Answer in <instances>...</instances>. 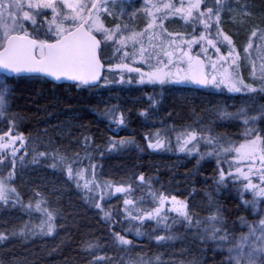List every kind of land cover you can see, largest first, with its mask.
I'll return each mask as SVG.
<instances>
[{
    "label": "trees",
    "instance_id": "obj_1",
    "mask_svg": "<svg viewBox=\"0 0 264 264\" xmlns=\"http://www.w3.org/2000/svg\"><path fill=\"white\" fill-rule=\"evenodd\" d=\"M12 79L7 118H1L0 134L12 127L10 120H14L13 134L22 133L24 143L15 144L17 149L20 148L14 166L11 151L0 150V177L7 178L12 173L11 179L7 180L8 186L14 187L19 195L18 201L12 194L7 203L0 202V236L4 237L0 239L3 242L0 244L2 264H130L133 255L139 251L143 252V260L147 262L168 251L175 253L181 249L186 250L184 255L169 263L191 264L196 260L198 264H226L229 245L221 246L218 240L208 238L204 229L213 223L208 217L217 214L216 209L219 208L223 224L217 221L216 226L225 230L234 243L241 234H247L249 225L256 224L263 216L261 205L252 209L249 203H245V197L242 202L232 184L226 181L217 185L218 169L213 160L198 163L192 159L169 170L163 166L161 170L153 168L156 167L154 162L164 159L163 154L146 148L134 121H142L140 113L151 110L138 99L142 100L143 95L157 96L158 99L157 90L112 88L99 93L95 88L55 85L38 77ZM163 94L158 107L163 104L166 110L179 115L183 122L192 121L196 114L201 115L205 107L221 105L231 114L245 108L239 96L189 88L163 89ZM230 98L233 99L232 104ZM108 100L114 103L118 100L125 106L123 112H128L125 118L130 122L127 132L115 135L109 130L112 125L101 118L103 102ZM260 103L258 126L264 122L263 98ZM242 118L243 114L230 116L227 119L229 125L218 126V129L233 138L236 133L233 135L232 132L238 129ZM127 139L139 149L117 152V148L112 147V144ZM59 156L64 157V163L60 162ZM69 164L74 171H91L101 186L132 184V198L137 197L142 188L137 179L139 175L145 176V183L152 184L153 191L162 193L166 192V179L169 177L171 181L179 182L183 190L181 199H185V193L191 195L188 210L190 215L194 214L192 225L188 226L175 212H166L170 235L167 234L169 228L164 229L163 225H155L154 222L135 226L136 222H129L123 213L122 194L112 195V202L101 200L95 194L91 196L93 199L86 200L84 196H88V191L80 190L64 177ZM93 165L94 168L91 167ZM55 182L59 186H55ZM212 198L218 206L213 204L210 208ZM37 201H41V208L53 213L51 223L54 227L50 234L47 224L41 231V224L47 217L36 210ZM94 202H99L104 211L110 213L109 220L103 218ZM241 217L245 223H241ZM197 221H200L198 226ZM130 225L134 230L140 228L143 233L139 235L141 240L127 232ZM154 225L155 231L152 232ZM114 232L124 235L132 244L119 245L112 235ZM156 236H164L165 239L157 241ZM194 253L198 256H193Z\"/></svg>",
    "mask_w": 264,
    "mask_h": 264
},
{
    "label": "snow or ice",
    "instance_id": "obj_2",
    "mask_svg": "<svg viewBox=\"0 0 264 264\" xmlns=\"http://www.w3.org/2000/svg\"><path fill=\"white\" fill-rule=\"evenodd\" d=\"M129 0H0V118H7L8 101L12 92L10 84L14 76L23 73L40 74L54 80L66 79L75 82L80 87L95 88L110 83L109 76L119 74L120 83H133L136 74L139 84L159 85H193L199 88L227 90L229 93L257 92L252 84L245 83L239 69L241 53L238 51L233 36L227 34L222 24V13L232 12L234 9L226 0H143V14L146 18L142 30H134L127 23H115L108 27L104 23L105 17L120 19L124 15V5ZM117 4L119 12H115ZM242 15H250L247 5L240 7ZM39 18V19H38ZM178 18L187 26L191 23V34L170 32L165 27V21ZM131 19V18H130ZM254 40H259L257 51L264 53V28L259 26L252 29L246 45L243 47L245 57L251 60L250 50L254 47ZM111 48L113 55L120 54L119 63L105 62L108 55L105 49ZM223 49V51H222ZM128 61H131L129 63ZM142 65L146 66H134ZM259 79L262 84L259 91H264V62L259 66ZM105 71L108 75H105ZM125 73L128 74L126 79ZM253 79L256 78V65L253 62ZM117 125L125 123L123 115L116 117L114 110H110ZM244 110L236 114L221 112L223 117L240 116ZM261 117L243 115L242 140L237 142L221 139L216 136H200L196 129L185 128L176 134V141L181 151L197 152L199 140L203 139L210 146L211 151L199 153L200 159L205 156H215L218 165L217 185H223L228 179L233 183L239 181L244 191L253 194L251 203L255 209L264 201V129L256 127V121ZM12 127L0 134V150H10L15 165L18 149L15 143H24L23 134H13L14 120H10ZM171 131H175L172 129ZM201 131H205L202 129ZM210 131V130H207ZM167 133H165V136ZM199 137V138H198ZM148 147L160 149L165 146V139L161 133H155L153 141L151 134L146 137ZM130 141H120L123 145ZM117 147V144H112ZM43 156L44 153H39ZM64 163V157H58ZM228 163V170L222 166ZM199 163V161H198ZM91 167H95L94 165ZM234 169V171H233ZM69 178L83 179V171L76 172L73 177L71 165L67 168ZM12 173L7 178L0 177V202L7 203L10 195H19L14 187H9ZM137 179L143 184L146 178L143 174ZM95 181H85L83 187L92 192L89 185ZM99 188V184H95ZM110 191L108 195H123V213L129 222L138 221L141 225L148 221H155L157 225L167 223V211L175 212L179 217L192 225V215L188 205L177 200L176 196H168L162 192L152 191L151 207H143L132 196V184H119L114 187L106 184ZM103 200L104 196L101 195ZM41 201L36 202V210L47 217L42 222L47 224V232L53 231V213L41 208ZM31 206V205H29ZM94 206L103 213V218L109 220L110 213L104 211L99 202ZM216 213L208 217L210 228H205L208 238L218 240L221 246L227 243L228 256L226 264H264V218L257 224L249 225L247 234H241L233 243L229 234L216 222L223 224L219 208ZM197 226L200 221H197ZM241 223H245L241 217ZM132 231V229H129ZM23 234V233H21ZM137 236L143 235L140 228L135 229ZM119 245H131L132 241L118 232L112 233ZM0 236V239H3ZM172 239L173 237H168ZM157 241H163L164 236H156ZM95 247V245H89ZM191 264H198L193 260Z\"/></svg>",
    "mask_w": 264,
    "mask_h": 264
},
{
    "label": "rangeland",
    "instance_id": "obj_3",
    "mask_svg": "<svg viewBox=\"0 0 264 264\" xmlns=\"http://www.w3.org/2000/svg\"><path fill=\"white\" fill-rule=\"evenodd\" d=\"M156 2H161V0H156ZM226 2L234 9V11L232 12H228L225 11L224 13H222V24L221 27L223 28V30L229 34L233 36L234 42L236 43L237 49L238 51H240L241 53V65H240V73L242 75V77L245 80V83L248 84H252L254 87H256L258 90L257 92H241V93H229L227 92V90H217V89H212V88H206L205 90H203L204 92L207 93H212V94H225L228 96H239L240 97V101L242 102V104H244V114H246L248 117H260V115H258L259 111H257L260 108V105H262L261 103L259 104V101L263 98L264 99V91H259L260 87H261V80L259 79V72H260V64L262 62H264V53H260L257 51V46L260 44L259 40H254V47L252 50H250V55H251V60L247 59L245 57V54L243 53V47L246 45L248 38L251 34V31L253 28L259 26L260 28H264V0H226ZM247 5V11L250 13V15H242L241 12L239 11L240 7H242L243 5ZM120 10V5L117 4L116 8L114 9L115 12H119ZM131 18V19H130ZM39 19V18H38ZM104 23L106 26L108 27H113L115 23H127L130 25L131 28H133L134 30H142L145 27L146 24V18L143 14V0H129L128 3H126L124 5V15L122 18L120 19H114L112 17H105L104 18ZM165 27L167 28L168 31L170 32H180V33H184V34H191L192 32V26L191 23H189L187 26L184 24L183 21L179 20L178 18H170L169 20L165 21ZM112 51L111 48L105 49V52L108 53L107 56H105L104 60L105 62L109 61V56H110V52ZM223 51V49H222ZM119 56V54H118ZM111 62L114 63V58H110ZM253 62L256 65V73L257 76L255 79H253L251 73H252V65ZM134 66H141V67H145L146 66H142V65H134ZM106 75H108V73L106 72ZM133 77H135V79H138V76L136 74H131ZM125 77L127 79L128 74L125 73ZM135 79L133 81V83H120L119 82V74L113 73L112 75L109 76V80L111 81L110 83L104 85H102V90L104 89H116V88H120V89H124V90H130V89H134V90H146L147 88L152 89V90H157V94H158V99L157 96L156 97H152V96H145L143 95L144 98H142L141 103L143 105H148L149 108H151V110H143L140 114H141V118L142 121H144L145 123H147L148 117L151 114H154V110H156L155 108L158 106L159 101L162 99V96L159 95V92L162 93L163 89L168 90V88L170 87H175L176 88H192V85H167L164 87H161L159 85H149V84H139L137 82H135ZM153 94L156 93V91L152 92ZM132 100V99H131ZM127 102V101H126ZM229 102L232 104L233 99L230 98ZM104 106H103V113H102V117L108 121V123H110L111 125H117L114 120H113V116L110 113V110H114V114L116 117H119L121 115H123L124 121H125V117L123 114V109H125V106H123L121 103H118V100H116V102H110V100H108V102L104 101L103 102ZM232 106V105H231ZM262 108L264 106H261ZM150 111H152V113H150ZM226 111L228 113L227 110H225L223 107L217 106V107H208V108H204L202 109V114L201 115H195V118L192 121H187V122H181L178 123L177 125L175 124H169V123H165L162 122L158 123L156 121L153 122H149V128L148 131H146L144 134H142V138H143V143L146 146V148H148L150 150V152H155V153H159V154H163V155H168L171 157V163H169L168 165H163V168L168 169L171 167H175L187 162H190L192 159H194L196 162L199 161V163H204L205 161L208 160H213L217 166L218 169V165H217V161H216V157L215 156H205L203 159H200V155L199 153H206L208 151H211L210 146H208L207 144H205V142L203 141V139L199 140V144L197 145L198 149H199V153L197 152H192L191 154L188 153L187 151H181L180 150V145L177 143L176 141V134L177 132L185 129V128H191V129H196L198 131V133L200 134V136H218L221 139H229V140H233V141H241L242 140V136L241 133L243 131V118L240 120V125L238 127V129H234L235 131L232 132L233 135L236 133V136H234L233 138H229L228 134L224 131H220L218 128V126H226L229 125V122H227L228 117H223L220 115L221 112ZM257 111V112H256ZM230 113V111H229ZM231 114V113H230ZM243 114V115H244ZM2 121L0 118V129H1V125ZM259 119L256 121V127L260 128V129H264V122L259 125ZM172 129H175V131H171ZM202 129H204L205 131H201ZM210 130V131H207ZM159 131L161 133V138L165 139V146L163 148L160 149H152L148 147V140L146 139L147 136H149L151 134V137L153 139V141L155 140V133ZM115 132H117L115 130ZM127 132V131H126ZM165 133H167V135L165 136ZM199 138V137H198ZM122 141V140H121ZM123 141H130L129 143H125L123 145H120L118 141L117 143V152H125V151H129L131 149L133 150H138L139 148H137V145L135 143H133L131 140L127 139V140H123ZM20 145L21 142L17 141L15 144ZM16 145V147L18 146ZM20 147H18L19 149ZM223 168L225 170H228V163L227 162H223L222 164ZM65 170V178L67 179V181H69L71 184H74V186H76L77 188H79L82 191H87L84 187L83 184L84 182L87 181H95V184H99V181L97 180V178L95 177V175L91 172V171H84L83 170V179L79 180V184L80 186H77V179L76 178H69L68 176V171ZM73 170V177H75L76 172ZM81 171V170H80ZM234 171V169H233ZM219 179V176L217 174V181ZM227 182H229L230 184H232L235 188V191L238 193V195L241 196L242 198V202H244V197L246 199V201L250 202L253 200V194L251 192H247L244 191L242 184L239 181H236L235 183H233V181L231 179H228ZM8 185H9V181H7ZM95 184H90L89 186L91 188H93L92 192H86L88 196H84L86 197V200H91V198L93 199L94 197L93 194L95 195H103L104 199H108L112 202V198L114 199V197H112V195H108V192L110 191L108 188L105 187V185L103 184L102 186L100 185L99 188L95 187ZM116 185H119L118 183H115ZM55 186H59V184L57 182H55L54 184ZM114 185L112 190H114V187L116 186ZM152 184L150 183H143L142 184V188L140 189V194H136L137 197H133V199L137 198L136 200L139 201L141 203V206L143 207H151L152 206V202H151V196L149 195L150 192H152ZM165 195L168 196H176L177 200L179 201H183L184 203H186L188 205V199L191 196H188L187 193H185V199H181L180 197V193H182V189L180 188L179 182H174L171 181L168 183L166 189H165ZM51 194H54V192L52 191ZM118 194H115L113 196H116ZM132 198V197H130ZM213 198L209 201V206L210 208L213 207V204L215 206H218L217 201H215V203H213ZM261 205V207L264 209V201H262L261 203H259L257 205V207ZM124 206V205H123ZM189 206V205H188ZM203 206V205H202ZM252 207L251 203H249V207ZM167 207H169L168 209H170V204L167 205ZM189 209V207H188ZM214 209V208H213ZM252 209H254L252 207ZM166 212H171V211H167ZM257 217V216H256ZM264 218V214L263 216H260L259 219L257 220L256 224L259 222L260 219ZM47 221V219H46ZM134 222H136L135 226H142L140 224V222L138 221H132V224H134ZM149 222H154V224L156 225L155 221H148L145 222L143 225L148 224ZM46 224V223H45ZM44 224V225H45ZM155 225L153 227H151V230H153L152 232L155 231ZM163 225V224H161ZM129 229H132V231H127L129 233H132L134 236H136V238L138 240H141V236H137L135 234V230L133 228V226L130 225ZM166 229V228H164ZM171 228L169 227L167 234L170 235ZM3 243L0 240V244ZM198 252L200 251V249H197ZM184 251L186 250H179L178 252H173V251H168L165 253V255L163 256H159L158 258H154L151 260H148L147 262L143 260V252H138V254H134L133 258L130 260V264H171V262L169 263V261L175 260V259H179L184 255ZM196 251V250H195ZM193 256H198V254L194 253ZM189 258V257H187ZM0 264H2L1 260H0Z\"/></svg>",
    "mask_w": 264,
    "mask_h": 264
},
{
    "label": "bare ground",
    "instance_id": "obj_4",
    "mask_svg": "<svg viewBox=\"0 0 264 264\" xmlns=\"http://www.w3.org/2000/svg\"><path fill=\"white\" fill-rule=\"evenodd\" d=\"M158 93V92H157ZM165 93V92H164ZM159 95L160 96H164V94H163V91H162V93L161 92H159ZM139 100V99H138ZM140 101V100H139ZM141 102V101H140ZM161 101H159V103H160ZM179 102H182V100H179ZM156 110H154V114H151L149 117H148V119L149 120H147V123H145L144 121H141V120H139V119H137V120H135L134 122H135V124H136V126H134L136 129H137V133L138 134H140L141 136H142V134H144L146 131H148V128H149V125H148V123L149 122H153V121H156V122H158V123H161L162 122V120H163V122H167V123H169V124H178V123H181V122H183V120L182 119H180V116L179 115H176V113H173V112H171V111H168V110H166V108L165 107H163V104H162V106L161 107H156L155 108ZM140 119H142L141 117H139ZM186 119V118H185ZM162 157H164V159H158V161H156V162H154V164L156 165V167H153V168H160V170L162 169L161 168V166H163V165H168L169 163H171L172 161H171V157L170 156H168V155H162ZM175 167H180V165H178V166H175ZM165 170H167V169H165ZM169 170V169H168ZM162 171H164V169L162 170ZM166 180H168L166 183H167V185H168V183L169 182H171V180H170V178L168 177ZM66 191H67V188L64 186L63 187Z\"/></svg>",
    "mask_w": 264,
    "mask_h": 264
},
{
    "label": "flooded vegetation",
    "instance_id": "obj_5",
    "mask_svg": "<svg viewBox=\"0 0 264 264\" xmlns=\"http://www.w3.org/2000/svg\"><path fill=\"white\" fill-rule=\"evenodd\" d=\"M112 59V58H114V63H119V62H121L120 61V54H119V56H118V54H115V55H113V53H112V51L110 52V56H109V58L108 59ZM129 63H131V61H128ZM105 75H106V71H105V73H104ZM103 81H101V85H103ZM177 86H175V87H170V88H176ZM102 86H99L98 87V92L99 93H101V91H102ZM189 89H192V88H189ZM194 89V88H193ZM195 90V89H194ZM123 110H125V109H123ZM123 112V111H122ZM123 114H124V117H126V116H128V112L127 111H124L123 112ZM129 125H130V122L129 121H127L126 120V118H125V123L123 124V125H112L111 127L112 128H110L109 130L112 132V133H114L115 135H119V134H123V132H126L128 129H129ZM115 130L117 131V132H115ZM170 204V203H169ZM170 207H171V204H170ZM169 207H167L166 206V209H168Z\"/></svg>",
    "mask_w": 264,
    "mask_h": 264
},
{
    "label": "water",
    "instance_id": "obj_6",
    "mask_svg": "<svg viewBox=\"0 0 264 264\" xmlns=\"http://www.w3.org/2000/svg\"><path fill=\"white\" fill-rule=\"evenodd\" d=\"M14 77H17V78H21V77H38V78H42V79H44V80H46V81H48L50 83H53L55 85H69V86L76 85L75 82H73V81H69V80H66V79H61V80L57 81V80H54L51 77L43 76V75H40V74L23 73L20 76H14ZM85 88H87V87H85ZM196 88L197 89H203V88H199V87H196Z\"/></svg>",
    "mask_w": 264,
    "mask_h": 264
}]
</instances>
